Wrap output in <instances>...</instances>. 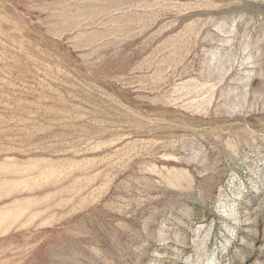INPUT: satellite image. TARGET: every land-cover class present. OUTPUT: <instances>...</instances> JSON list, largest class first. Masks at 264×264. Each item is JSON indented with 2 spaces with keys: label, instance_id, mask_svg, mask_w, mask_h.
Listing matches in <instances>:
<instances>
[{
  "label": "rangeland",
  "instance_id": "374dc122",
  "mask_svg": "<svg viewBox=\"0 0 264 264\" xmlns=\"http://www.w3.org/2000/svg\"><path fill=\"white\" fill-rule=\"evenodd\" d=\"M0 264H264V0H0Z\"/></svg>",
  "mask_w": 264,
  "mask_h": 264
}]
</instances>
